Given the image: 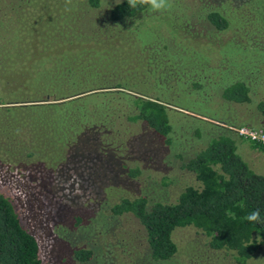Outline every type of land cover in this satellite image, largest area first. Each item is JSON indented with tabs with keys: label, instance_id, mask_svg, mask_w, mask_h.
<instances>
[{
	"label": "trees",
	"instance_id": "obj_1",
	"mask_svg": "<svg viewBox=\"0 0 264 264\" xmlns=\"http://www.w3.org/2000/svg\"><path fill=\"white\" fill-rule=\"evenodd\" d=\"M172 2L171 10L153 13L148 6L131 9L128 0L113 1L107 9H102V0H90L101 9L100 30L83 36L86 41L95 39L98 45L111 36L133 42L142 25H136L137 21L161 23L162 29L153 32L154 42L142 50L135 67L97 64L92 48L81 56L65 55L69 51L57 56L46 55L48 48L36 45L37 41L32 44L37 59H33L31 73L19 77L18 94L11 80L12 92H0V105L16 104L0 107V163L10 167L19 185H37L52 199L62 192L75 168L89 179L94 174L91 183L109 186L96 212L117 223L133 220L137 226L122 235L135 251L141 248L146 258L130 264L173 260L179 252L174 234L187 227L206 236L204 247L233 254L236 264H247L264 247V175L249 166L238 148L241 141H247L264 155V145L247 140L237 130L264 131V56L260 54L264 53V0ZM229 32L234 36L224 42ZM51 35L56 42L58 38ZM35 39L47 40L42 34ZM250 46L255 48L252 54L261 58L248 61L243 56L251 52ZM5 54L1 59L0 52V65L7 61ZM198 54L205 56L199 70H184L182 63L171 62L174 57ZM228 56L246 63L239 69L237 61L231 64ZM46 57L51 58L43 59ZM21 65L24 68V62ZM160 80L173 83L175 94L185 95L203 108L202 113L185 110L203 124L193 136L202 141L205 126L212 134L203 147L181 155V170L193 176L195 186L186 188L176 202L156 197L173 183L162 169L172 164L165 146L177 143L181 147L185 138L175 131L169 116L178 110L162 101L169 93L156 94ZM253 98L261 100L253 104ZM214 105H220L224 115ZM234 105H254L255 109H247L243 115ZM207 111L216 117H206ZM146 171H159L162 179L159 187L153 182L141 192L134 180ZM257 209L259 222L244 219ZM75 218L66 231L61 227L59 251L69 250L63 256L67 261L71 258V264L104 263L105 247L72 244L67 248L72 233L91 223L84 215ZM121 242L118 238L117 245ZM100 255L101 263L95 261ZM116 259L109 262L118 264ZM0 264H44L38 240L23 226L13 202L1 194Z\"/></svg>",
	"mask_w": 264,
	"mask_h": 264
},
{
	"label": "rangeland",
	"instance_id": "obj_2",
	"mask_svg": "<svg viewBox=\"0 0 264 264\" xmlns=\"http://www.w3.org/2000/svg\"><path fill=\"white\" fill-rule=\"evenodd\" d=\"M113 1L116 0H102L104 7L102 9L110 7ZM65 6V0H0V46H2L0 47V52L2 55L1 59L4 58L5 54L2 52H6L5 59L7 60L0 65L1 93L12 92V87L17 88L19 77L31 73L30 67H32L33 59H37L33 56L34 51L32 45L36 41V45H42V48H48L49 52L47 51L48 53L46 52V55L56 53L59 56L69 51L65 55L77 54L81 56L85 53V49L92 48L91 51L95 55L97 64H110L114 62L117 65L125 64L129 67H135L142 50L146 45H151L154 42L152 38L155 33L154 31L162 29L161 23L158 20H142L136 23V25H142L137 33V39L132 40L133 42L128 40L123 42L121 37L114 38L111 36L109 40L98 45L95 39L86 41L83 35H93V33H97L100 30L99 18L101 9L93 7L90 4V0H72V5H69V7H72L73 10L70 12L65 11ZM51 33L58 38L56 42H54ZM39 34L44 35L47 40H36L35 37ZM233 36V32L225 34L224 42L230 41ZM73 38H76L77 41ZM112 38L113 40L111 41ZM129 42L130 45H128ZM250 48L252 49L250 50L251 52L243 53V56H247L248 61H252L253 57L261 58L256 53L252 54V51L255 49L253 46H250ZM260 54L264 56L262 51ZM198 56H180L181 58L178 59L174 57L171 62L182 63L184 70H199L203 67L201 63L205 56H200V54ZM51 57L43 59H50ZM227 59H229L231 64L237 61V67L239 69L240 65L246 63L245 60H233L229 56ZM8 60L13 63H10ZM21 62H24V68L21 67L22 69L19 68ZM10 80L13 82L12 87L9 83ZM172 81L173 79H171ZM171 82L165 84L160 80L156 94L160 95L162 92L169 93L165 95L162 101L169 103L178 110V112H170L169 116L172 118V123L174 122L175 131L178 134L181 132L185 138H182L183 142L181 143V147L177 143H173L171 146H165V151L168 153L166 157H169V162L172 163L170 167L162 168L161 166H164L163 164L156 163V166H160L165 172L171 175L169 178L173 181L170 186L163 188L161 193L156 197L163 201L176 202L179 195L186 188L195 186L193 176L181 170V157L183 154L187 156L189 153H193L195 149L203 147L212 134L206 130L207 126H205L202 141L197 140L195 135L193 136V133H196V129L199 126L203 127V124L200 121H196L195 117L190 118L188 115L194 116V114L188 111L202 113L200 112L202 111V107H200L199 103L185 98V95L175 94V86ZM151 86H154V83H151L147 88L150 92L153 90ZM18 88L15 91L16 93ZM259 100L261 98H253V104H256ZM5 106H15V104L0 105V107ZM234 106L236 107L235 110L241 111L243 115L247 109H255L254 105H243L240 108L236 105ZM214 107H217V105H214ZM218 107V110H221L219 114L224 115L220 105ZM204 115L208 118L216 117L208 111ZM203 120L211 121L207 118ZM139 130V128H136L135 132H139ZM238 153L256 173L264 175V155L260 151L252 149L249 142L241 141ZM1 165V170H8L9 173L2 174L0 172V194L8 197L13 202L23 226L38 240L40 245V258L44 264L72 263L70 262L72 260L71 258L68 257L69 261H67L65 260L67 256H63V252H69L68 249L64 248L62 253L59 251L58 236L61 233V227L66 231L68 229H65L66 226L74 225L77 214L88 217L87 221L90 220L91 223L90 226L88 223L81 231L72 233L73 239L69 240L67 248L72 244L73 247L84 244L105 247L103 253L104 263L100 260L102 254L95 260H99L100 263L102 262L101 264H111L109 260H115V257H117L116 261H118V264H130V262L134 261H141L142 263V259L146 258L141 248L138 247L139 249L135 251L132 244L122 235L124 230L137 229V226H134L133 220L121 219L117 223L113 219H110V217L106 218L103 212L101 214L96 212V206L104 203L105 192L109 190V186L96 187L94 183H91L94 181L92 179L94 178V174H91V179H89L88 177H84L78 168H75L70 174V181L66 183L67 185H64L66 188L62 187V192L52 199L40 192L41 190H38L40 188L37 185L27 183L25 185H19L18 180L12 176L10 167H4V164ZM161 168H159V171ZM158 172L154 174L155 171H146L139 175L137 179L135 178L134 181L136 182V186L140 188L139 191L143 192L144 189L148 190L149 185L153 182H156L154 186L159 187L160 184L158 182L161 183L162 178ZM118 225L120 227L115 233V228ZM113 233H115V237L112 235ZM119 233L121 235H118ZM114 238L117 240L120 238L122 244L117 245V240ZM205 239L206 236L193 227L178 229L174 234V241L179 248V252L175 258L165 263L149 262V264H236L233 254L214 252L204 247ZM138 244L140 245L139 242ZM247 264H264V247H261Z\"/></svg>",
	"mask_w": 264,
	"mask_h": 264
},
{
	"label": "clouds",
	"instance_id": "obj_3",
	"mask_svg": "<svg viewBox=\"0 0 264 264\" xmlns=\"http://www.w3.org/2000/svg\"><path fill=\"white\" fill-rule=\"evenodd\" d=\"M65 2H66L65 11L67 12L72 11L73 10L72 7H69V5H72V0H65ZM128 4L131 9H135L139 6H148L149 11L153 13L169 11L173 7L172 0H128ZM244 219L249 222H259L260 211L258 209L253 210L247 216H245Z\"/></svg>",
	"mask_w": 264,
	"mask_h": 264
},
{
	"label": "built area",
	"instance_id": "obj_4",
	"mask_svg": "<svg viewBox=\"0 0 264 264\" xmlns=\"http://www.w3.org/2000/svg\"><path fill=\"white\" fill-rule=\"evenodd\" d=\"M238 134L249 141L261 143L264 145V131L263 130H253L250 128H241L237 130Z\"/></svg>",
	"mask_w": 264,
	"mask_h": 264
},
{
	"label": "water",
	"instance_id": "obj_5",
	"mask_svg": "<svg viewBox=\"0 0 264 264\" xmlns=\"http://www.w3.org/2000/svg\"><path fill=\"white\" fill-rule=\"evenodd\" d=\"M82 96H84V95H82ZM16 105V104H15Z\"/></svg>",
	"mask_w": 264,
	"mask_h": 264
}]
</instances>
